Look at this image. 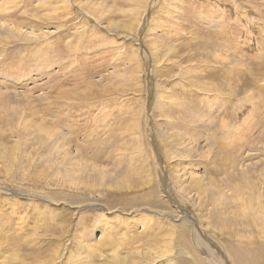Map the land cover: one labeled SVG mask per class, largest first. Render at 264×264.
<instances>
[{
  "label": "rangeland",
  "instance_id": "rangeland-1",
  "mask_svg": "<svg viewBox=\"0 0 264 264\" xmlns=\"http://www.w3.org/2000/svg\"><path fill=\"white\" fill-rule=\"evenodd\" d=\"M201 217L220 259L184 255ZM231 252L264 264V0H0V264Z\"/></svg>",
  "mask_w": 264,
  "mask_h": 264
},
{
  "label": "bare ground",
  "instance_id": "bare-ground-1",
  "mask_svg": "<svg viewBox=\"0 0 264 264\" xmlns=\"http://www.w3.org/2000/svg\"><path fill=\"white\" fill-rule=\"evenodd\" d=\"M2 1V0H1ZM67 1V0H66ZM84 11V10H83ZM91 15V14H90ZM93 17V16H92ZM96 22V21H95ZM97 23V22H96ZM94 24V23H93ZM107 29V28H106ZM110 41V40H109ZM150 45V44H149ZM150 51H152V50H150ZM154 51V50H153ZM144 54V53H143ZM152 56V55H151ZM144 57V56H143ZM156 84V83H155ZM236 85H237V83H236ZM224 87V86H223ZM229 87H227V89H228ZM232 88V87H231ZM238 89H239V87H238ZM231 91V90H230ZM241 94V93H240ZM226 95H227V93H226ZM234 95V94H233ZM229 96V95H228ZM234 98V97H233ZM230 99V98H229ZM223 118H221L220 120V123L218 124L219 126H218V130H222V133L224 134L223 136H220V137H222V138H219V140H215V138L213 137V136H211V144H213V146H222L223 148H224V150L222 151H220V152H216L217 153V155L214 153L213 154V158H211V162H210V165L208 166L209 167V170H211L212 171V173H217V172H221V170H222V167L223 166H225V164H227V163H230V162H232L233 163V161L232 160H237V162L239 161L240 162V160L242 159L240 156H243L242 155V151L240 150V152H237L238 151V149H237V147L238 146H240L244 141L242 140V135H243V133H244V125H243V122H242V124H238V126L236 127V132H235V136L234 135H231L230 133H229V129H228V125H227V123L224 121V120H222ZM243 119V118H242ZM244 121V120H243ZM239 130H241V133H239ZM222 133H220V134H222ZM215 135H216V133H214ZM210 138V137H209ZM230 138V139H229ZM221 144V145H220ZM160 145H161V143H160ZM243 146H245L244 144H243ZM242 146V147H243ZM221 148V147H220ZM220 148L218 149V150H220ZM239 148V147H238ZM243 149V148H242ZM219 153H221V154H219ZM217 157V159L219 158V160H217L216 159V157ZM240 157V158H239ZM165 159V158H164ZM223 161H222V160ZM155 160V159H154ZM166 163H167V161H166ZM237 163L236 162H234L233 164H232V167H230L229 169H230V171L232 170V171H234V169H233V166L234 165H236ZM168 165V170H169V176H170V178H171V180H172V182L171 183H173L174 184V186H175V188L179 191V193L183 196V197H185L186 199H187V192H186V189H183V187H182V189L180 190L179 189V186L177 185V181H181L180 179L179 180H177L178 178H176V175H174V173H173V167L171 166V164H167ZM170 165V166H169ZM228 168V167H227ZM226 168V169H227ZM224 169V168H223ZM207 170V169H206ZM180 171V170H179ZM227 172H229V170H226ZM224 173H226V172H224ZM231 173V172H230ZM171 174V175H170ZM221 176V175H220ZM180 177V176H179ZM237 177V176H236ZM230 178V177H229ZM199 179V178H198ZM221 179V178H220ZM218 180V179H217ZM199 181L198 180H194L192 183H190V185H189V190L190 189H197V190H199L200 192L202 191L201 189H202V186L201 185H199V183H198ZM202 182V181H201ZM213 182V181H212ZM229 182V181H228ZM214 183V182H213ZM225 183V182H224ZM172 184V185H173ZM215 184V183H214ZM219 184V183H218ZM177 185V186H176ZM223 185V184H222ZM227 185V184H226ZM225 185V186H226ZM160 186V185H159ZM188 186V185H187ZM217 186V185H216ZM220 186V185H219ZM212 187H213V185H212ZM188 189H187V191H188ZM234 189V188H233ZM220 190V189H219ZM206 191V190H205ZM220 192V191H219ZM56 193V192H55ZM212 193V192H211ZM109 195V194H108ZM182 197V198H183ZM48 198V197H47ZM46 198V199H47ZM200 199V198H199ZM81 204V203H80ZM83 204V203H82ZM144 207V206H143ZM159 211V210H158ZM262 211V210H261ZM164 212V211H163ZM162 212V213H163ZM80 213V212H79ZM85 213V212H84ZM85 214H87V213H85ZM88 214H90V213H88ZM241 214V213H240ZM198 215H201V214H199L198 213ZM89 216H91V215H89ZM197 216V215H196ZM243 216V215H242ZM199 217V216H198ZM239 218V217H238ZM155 219H157L156 217L153 219V220H155ZM199 220H198V222H199V224H200V226H199V229H202V230H199L198 228H197V225H196V223L195 222H193L194 220H192V221H190L191 222V227H190V234H191V249L192 250H195V251H191L189 248H188V250L186 251V252H184V250H185V248H182L183 250H181V252H184V255H185V253H187V254H193L194 252H195V254H197L199 251L200 252H202V253H204L205 255V257L207 258V260L208 261H212V260H214V259H220V257H219V255L216 253V251H215V249H217V248H215V247H213V246H211V245H207L206 243V239H207V236L204 234V232H203V230L205 231V229L206 230H209V231H211L212 229H210L209 227H207V225L206 226H204V220L202 219V217L201 218H198ZM247 219V218H246ZM146 220V219H145ZM163 220H166V219H163ZM155 221H157V220H155ZM162 222V221H161ZM160 222V223H161ZM234 222V221H233ZM167 223V222H166ZM184 223V224H183ZM182 224V225H181ZM180 225H172V226H174V228H177V227H180V228H184L185 226H188V224L186 223V222H182ZM251 224V223H250ZM201 226H204L205 227V229L203 228V227H201ZM186 228V227H185ZM20 229V228H19ZM169 230V229H168ZM20 231V230H19ZM206 232V231H205ZM211 233H213L212 235H214L215 237H218L217 236V234L213 231V232H211ZM61 234V233H60ZM176 234V233H175ZM178 236V235H177ZM181 236V235H180ZM214 237V238H215ZM219 238V237H218ZM188 240V239H187ZM221 240V239H220ZM180 241H182V240H180ZM184 241V240H183ZM183 243V242H182ZM194 243H195V245L196 246H194ZM184 244V243H183ZM183 244H182V246H183ZM186 244V243H185ZM223 244V243H222ZM19 246V245H18ZM185 247H186V245H184ZM22 247H23V245H22ZM196 247V248H195ZM228 247V246H227ZM228 250H230V249H228ZM179 251V250H178ZM180 252V253H181ZM182 254V253H181ZM199 254V253H198ZM229 254V253H228ZM15 256L12 258V260H15V259H18V258H20V257H18V255L17 254H14ZM167 255H169V253L167 254ZM167 255H165L164 257H167L166 259L167 260H169L170 262H172L171 260L172 259H174L175 257H174V255L173 254H170V256H167ZM178 255V254H177ZM231 255L235 258V260L237 261V264H240V259H242V257L241 256H239V258H237V254L235 255V254H233L232 252H231ZM201 256V255H200ZM230 256V255H229ZM24 257H27V255H24ZM24 257L23 258H20L21 260L20 261H24L23 259H24ZM163 257V258H164ZM231 257V256H230ZM121 260H118L117 261V259L115 258L114 260H115V262H123V258H120ZM159 260H161V259H159ZM165 260V259H164ZM112 261V260H111ZM210 262H209V264H210ZM28 263H30V262H28ZM36 263V262H35ZM124 263H125V259H124ZM123 263V264H124ZM129 263V262H128ZM18 264V263H17ZM21 264H24V262L23 263H21ZM26 264V263H25ZM32 264V263H31ZM133 264V263H132ZM200 264V263H199ZM220 264H221V262H220Z\"/></svg>",
  "mask_w": 264,
  "mask_h": 264
}]
</instances>
